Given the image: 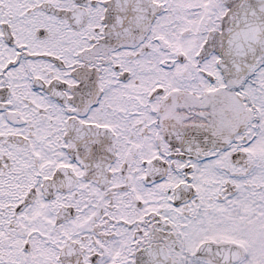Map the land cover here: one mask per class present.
Returning a JSON list of instances; mask_svg holds the SVG:
<instances>
[{
  "label": "snow or ice",
  "instance_id": "6c2138e0",
  "mask_svg": "<svg viewBox=\"0 0 264 264\" xmlns=\"http://www.w3.org/2000/svg\"><path fill=\"white\" fill-rule=\"evenodd\" d=\"M0 264H264V0H0Z\"/></svg>",
  "mask_w": 264,
  "mask_h": 264
}]
</instances>
